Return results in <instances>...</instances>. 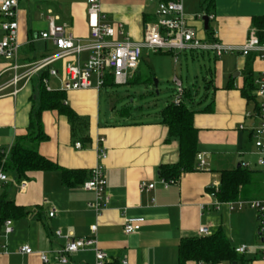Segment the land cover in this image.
Masks as SVG:
<instances>
[{
  "label": "crops",
  "instance_id": "obj_1",
  "mask_svg": "<svg viewBox=\"0 0 264 264\" xmlns=\"http://www.w3.org/2000/svg\"><path fill=\"white\" fill-rule=\"evenodd\" d=\"M203 1L183 0V13L197 37L207 39L202 20L206 15ZM86 6L87 0H18L19 60H33L54 51L51 42L36 37L37 33L47 29L46 16L53 17L58 24H66V34L86 39L89 33ZM100 8L107 21L120 23L124 34L132 41H141L146 25L156 20L155 1L100 0ZM211 11L214 17L207 26L216 30L218 40L239 46L251 28L262 27L264 0H213ZM198 14L200 19L196 17ZM35 44L40 50L36 51ZM147 51L150 50H143L137 69L123 84H147L139 74L140 63ZM193 52H189L193 62L191 78L197 81L200 74L203 90L194 82L191 87H184L180 82L183 89L191 91L189 105L194 110L196 149L197 153L205 155L207 166L198 169L195 160L194 170L183 172L175 182L164 187L160 182L159 167L179 161V139L160 122V111L142 118L143 114L134 116L127 107L118 110L111 93L105 91L111 101L105 99L102 102L101 88L63 91V103L77 119L72 123L66 115L55 110L43 111L41 127L46 138L37 144V152L61 167L80 171L82 176L69 186L62 183L58 170L34 173L20 181L11 172H6L8 181H0V194L5 192L9 199L23 206L27 214L12 219L13 232L6 237L0 236V264H94L91 249L68 255L65 263H59L54 257V251L65 242L63 237L55 235L56 230L63 234L70 232L75 237H88L93 225H96L97 246L107 255L108 263L124 264L122 261L125 260V264H177L180 239L197 234L198 228L205 226L210 234L222 232L233 247L247 244L251 248L233 262L217 264H264L259 258L255 212L247 207L230 211L225 205L216 210L213 204L220 200L212 192L213 187L219 185L220 171L232 170L248 162V168L254 171L258 180L252 187L258 190L239 197L244 200L264 198V169L256 163L258 155L250 136V127L257 120L245 118V112L253 108L254 102L242 94L246 77L254 80L264 72V61L256 53L246 56L225 53L216 57L213 53L208 55L199 51V57ZM153 53H168L173 58L170 52ZM182 54L187 59V52ZM85 57L83 53L78 58L83 61ZM68 61L76 62L75 58ZM62 63L55 64L59 72ZM1 64L5 65L4 62ZM51 78L57 83L55 90H58L59 80ZM7 79L9 73L2 76L0 83ZM154 81L158 83L156 79ZM114 84L107 82L103 87ZM33 87L32 80L16 94L12 93V88L0 92L1 150L8 151L16 137L27 133L29 112L36 105ZM251 94L254 96V89ZM100 137L105 138L106 149V158L102 161L98 158L100 146L97 140ZM77 141L81 143L80 148L74 145ZM99 162L103 166L105 192L109 199L97 214L87 207V203L94 201V194L84 190L83 183L91 168ZM21 181L25 182L23 189ZM141 181L154 186L139 192ZM52 209L56 211L50 217L48 214ZM125 217H142L144 221L135 233L125 234ZM2 244L6 245L4 250ZM23 245H28L32 253H20L19 248ZM41 252L48 256L47 263L40 260ZM185 264L202 263L187 261Z\"/></svg>",
  "mask_w": 264,
  "mask_h": 264
},
{
  "label": "built area",
  "instance_id": "obj_2",
  "mask_svg": "<svg viewBox=\"0 0 264 264\" xmlns=\"http://www.w3.org/2000/svg\"><path fill=\"white\" fill-rule=\"evenodd\" d=\"M156 2V20L146 25V32L141 41H132L122 30L120 23L107 21L101 12L100 0H87L86 21L88 37L84 40L74 38L70 33H65L66 24L56 23L50 16L47 18V29L36 34V37L49 41L54 46V51L39 58L21 62L19 49L21 44L18 41V23L16 19V7L18 0H2L0 2V80L2 76L9 73V79L0 83V92L12 88L16 94L32 79L41 76V82L45 89L51 91L48 79L53 77L59 80L61 91L80 90L94 87L100 89L104 86L107 77H111L115 84L126 83L131 74L137 69L141 60L143 50L153 52H170L173 54V62L177 63V54L183 51H204L211 52L216 57L225 53H237L246 56L256 53L264 61V20L260 29L251 28L243 44L231 46L221 43L218 40L216 30L212 29L211 40L200 39L194 30L187 25L183 13V0H149ZM208 21L213 19V14H206ZM198 19L201 15H196ZM121 37L119 39L118 37ZM85 53L83 61L78 58ZM75 58L74 63L68 61ZM62 61V71L59 72L55 64ZM4 62L5 65H2ZM175 93L173 104L178 105L182 100L183 88L181 82L175 77ZM254 96L257 108L245 112V118H255L257 123L250 127V136L257 153L256 163L264 169V72L254 79ZM243 128L242 125L239 126ZM105 138L97 140L98 158L102 161L106 158L104 146ZM76 148L81 147L80 142L74 143ZM3 158L6 151L0 149ZM196 166L203 169L207 166L205 155L197 153ZM244 168L249 167L248 162L241 163ZM0 181L7 182L8 177L0 167ZM164 187L175 182L173 179L160 178ZM153 183L141 181L138 184L139 192L153 188ZM20 187L25 188V182H20ZM83 188L94 194V201L87 203V207L93 209L97 214L104 208L109 196L105 192L106 180L103 173V166L99 162L91 168L88 179L83 183ZM214 186L213 189H216ZM214 192V191H212ZM225 205L228 210L247 207L255 212L257 219V236L260 242L259 258L264 262V198L244 200L237 198L230 201H217L213 204L216 210ZM205 208V205L202 206ZM55 209L49 212L53 216ZM142 217H125L123 219V232L125 234L135 233L139 225L143 223ZM13 232L12 220L5 219L0 224V236L6 237ZM96 225L91 226V234L88 237H75L70 232L63 234L56 230L57 237H63L65 242L54 251V257L59 263L67 262L68 255L84 250H93L94 264H106L107 255L98 248L95 239ZM198 235H209L210 232L205 226H200ZM4 250L6 245L2 244ZM237 255H244L250 251V246L240 244L233 247ZM20 253L31 254L32 250L28 245L19 248ZM39 258L43 263L49 261L48 256L41 252ZM122 263H126L125 260Z\"/></svg>",
  "mask_w": 264,
  "mask_h": 264
},
{
  "label": "trees",
  "instance_id": "obj_3",
  "mask_svg": "<svg viewBox=\"0 0 264 264\" xmlns=\"http://www.w3.org/2000/svg\"><path fill=\"white\" fill-rule=\"evenodd\" d=\"M213 0L203 1V10L206 14L212 13ZM207 40H211L212 28H206ZM204 52V51H200ZM41 76L32 79L36 105L29 112V127L25 135L16 137L14 143L6 151V157L0 154V167L6 172L14 174L17 180H27L31 174L45 171L58 170L61 173V181L65 185H74L82 176L77 170H69L59 166L52 160L37 152V144L46 136L41 127V113L45 110H55L66 115L73 123L77 117L64 102L65 93L60 90L48 91L41 82ZM31 80V81H32ZM107 77V82H112ZM254 80L246 77V87L242 94L247 100L254 102L253 108H257L255 97L251 90L255 88ZM192 100L191 91L183 89L182 100L178 105L169 102L159 112L160 122L168 127L171 135L179 139V161L176 164H165L159 167V176L166 180L176 181L183 172L194 170L197 155V129L193 126L194 110L189 102ZM255 178L254 171L241 165L232 170L220 171L219 185L213 189L215 196L220 201L235 200L244 197L246 193L251 194L257 187H252ZM240 196V197H239ZM27 214L25 208L9 199L5 192L0 194V224L5 219H17ZM233 246L227 237L220 231L209 235L183 236L177 246V264H185L187 261H195L202 264H217L222 261L233 262L237 258ZM106 264H116V262Z\"/></svg>",
  "mask_w": 264,
  "mask_h": 264
},
{
  "label": "rangeland",
  "instance_id": "obj_4",
  "mask_svg": "<svg viewBox=\"0 0 264 264\" xmlns=\"http://www.w3.org/2000/svg\"><path fill=\"white\" fill-rule=\"evenodd\" d=\"M35 45L36 51L40 50V46L37 44ZM184 52H187V59L183 57L182 53ZM189 52L191 51L187 50L180 52L181 54L178 56V62L174 63L172 56L168 53L163 54L147 51V54L143 55L144 59L140 63L139 68L140 79L142 81L146 79L147 84L145 86L143 84H114L108 88L102 87L100 89L102 102H104L105 99H107V102L111 101V99L106 97V91L113 95L114 98L112 99V101L113 103H115L118 110L123 107H127L129 108L128 110L131 111V114L134 116L141 117V114H143L142 118L157 114L166 104L171 102L174 98L176 88L174 80L175 77L182 81L184 87H191L192 83L194 82L196 83L198 88H202L200 74H198L199 79L197 81L191 78V74L193 72V62L191 61ZM193 53H197V56L200 57L199 51H195ZM205 54L209 55L212 53L205 52ZM150 68L154 70H151ZM153 72L155 73V75ZM51 79L52 78L48 79V85L53 90H55L58 87L57 83L53 82ZM154 79H156L158 82L156 87H154ZM29 91L30 89L28 87V92ZM140 106L141 108H139ZM146 113L149 114L145 115Z\"/></svg>",
  "mask_w": 264,
  "mask_h": 264
},
{
  "label": "water",
  "instance_id": "obj_5",
  "mask_svg": "<svg viewBox=\"0 0 264 264\" xmlns=\"http://www.w3.org/2000/svg\"><path fill=\"white\" fill-rule=\"evenodd\" d=\"M202 20H203V23H204V28L206 29L207 28V24H208L207 16L203 15L202 16ZM154 84L157 85L156 81H154Z\"/></svg>",
  "mask_w": 264,
  "mask_h": 264
}]
</instances>
